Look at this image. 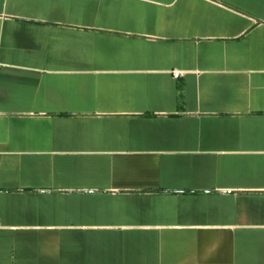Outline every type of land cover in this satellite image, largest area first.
Returning a JSON list of instances; mask_svg holds the SVG:
<instances>
[{
    "label": "crops",
    "instance_id": "obj_1",
    "mask_svg": "<svg viewBox=\"0 0 264 264\" xmlns=\"http://www.w3.org/2000/svg\"><path fill=\"white\" fill-rule=\"evenodd\" d=\"M0 264H264V0H0Z\"/></svg>",
    "mask_w": 264,
    "mask_h": 264
},
{
    "label": "built area",
    "instance_id": "obj_2",
    "mask_svg": "<svg viewBox=\"0 0 264 264\" xmlns=\"http://www.w3.org/2000/svg\"><path fill=\"white\" fill-rule=\"evenodd\" d=\"M174 75H175V77H179V73L178 72H175Z\"/></svg>",
    "mask_w": 264,
    "mask_h": 264
}]
</instances>
